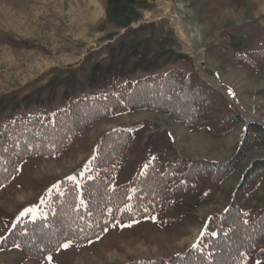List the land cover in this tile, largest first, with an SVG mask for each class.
<instances>
[{
  "label": "rangeland",
  "instance_id": "1",
  "mask_svg": "<svg viewBox=\"0 0 264 264\" xmlns=\"http://www.w3.org/2000/svg\"><path fill=\"white\" fill-rule=\"evenodd\" d=\"M261 41L264 0H0V123L17 114L44 117L72 98L173 67L200 72L243 118L224 134L188 127L150 109L95 122L61 154L27 158L0 186V243L12 222L33 219L37 210L43 216L49 194L64 179L59 175L88 158L77 176L68 177L80 186L96 142L110 129H127L133 141L114 186L153 158H232L241 149L245 123L264 125V64L252 70L235 61ZM263 157L264 147H248L218 186L194 181L160 212L116 222L83 246L64 243L44 261L26 258L16 247L0 248V264H124L152 258L168 264L196 243L208 218L227 207L245 170ZM240 204L264 206V177Z\"/></svg>",
  "mask_w": 264,
  "mask_h": 264
},
{
  "label": "trees",
  "instance_id": "2",
  "mask_svg": "<svg viewBox=\"0 0 264 264\" xmlns=\"http://www.w3.org/2000/svg\"><path fill=\"white\" fill-rule=\"evenodd\" d=\"M235 61L252 70L264 64V41L239 53ZM150 109L188 127L227 133L243 118L222 93L197 71L173 67L136 80L115 83L107 92L72 98L49 115L17 114L0 123V186L33 156L61 154L80 132L95 122L126 111ZM133 141L125 128L105 131L89 158L80 186L62 179L51 191L43 216L15 221L0 248L16 247L26 258L44 261L62 244L83 246L116 222L153 215L169 199L191 189L194 181L218 186L233 170L235 159L248 147H264V125L246 124L241 149L227 161L174 157L147 161L125 183L113 185L115 172L125 164ZM264 177V157L243 173L227 207L211 215L194 245L170 257L168 264H250L264 259V206L241 207L240 201ZM124 264H164L160 258Z\"/></svg>",
  "mask_w": 264,
  "mask_h": 264
},
{
  "label": "crops",
  "instance_id": "3",
  "mask_svg": "<svg viewBox=\"0 0 264 264\" xmlns=\"http://www.w3.org/2000/svg\"><path fill=\"white\" fill-rule=\"evenodd\" d=\"M87 162H88V158H86V160H84L83 162H81L80 164H76L75 166H73V167H71L70 169H68V171L67 172H65L64 174H61V175H59L60 176V178H64V179H67L69 176H73V175H76L77 176V173H78V171L79 170H81L82 169V167L85 165V164H87ZM121 168H119L118 170H117V172L120 170ZM136 169V168H135ZM134 171L135 170H133V172L131 173V175L134 173ZM79 176H80V174H79ZM57 179V178H56ZM54 182V185L58 182V180H56V181H53ZM123 182H125V181H122V180H120V181H117V183L116 184H120V183H123ZM115 183V182H114ZM20 211V210H19ZM40 210H37V212L36 211H34L33 213H37V215H36V217L37 216H40V215H42V213L41 212H39Z\"/></svg>",
  "mask_w": 264,
  "mask_h": 264
},
{
  "label": "snow or ice",
  "instance_id": "4",
  "mask_svg": "<svg viewBox=\"0 0 264 264\" xmlns=\"http://www.w3.org/2000/svg\"><path fill=\"white\" fill-rule=\"evenodd\" d=\"M68 245H64V247H67ZM49 259H51V258H49Z\"/></svg>",
  "mask_w": 264,
  "mask_h": 264
},
{
  "label": "bare ground",
  "instance_id": "5",
  "mask_svg": "<svg viewBox=\"0 0 264 264\" xmlns=\"http://www.w3.org/2000/svg\"><path fill=\"white\" fill-rule=\"evenodd\" d=\"M165 6H166V5H165ZM165 6H164V7H165ZM177 31H179V30H177ZM179 33H180V32H179ZM183 37H184V35H183ZM188 43H189V42H188Z\"/></svg>",
  "mask_w": 264,
  "mask_h": 264
}]
</instances>
